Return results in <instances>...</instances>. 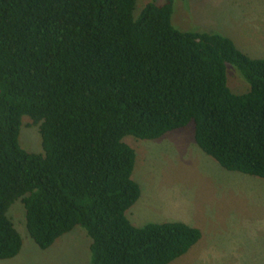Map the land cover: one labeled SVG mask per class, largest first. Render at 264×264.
<instances>
[{
	"label": "trees",
	"instance_id": "1",
	"mask_svg": "<svg viewBox=\"0 0 264 264\" xmlns=\"http://www.w3.org/2000/svg\"><path fill=\"white\" fill-rule=\"evenodd\" d=\"M0 0V260L21 238L45 249L75 226L88 264H168L200 237L182 222L133 226L139 196L125 136L155 139L193 125L196 146L225 170L264 180V59L225 36L180 31L172 0ZM245 92L226 85V65ZM39 152L17 142L22 117Z\"/></svg>",
	"mask_w": 264,
	"mask_h": 264
},
{
	"label": "rangeland",
	"instance_id": "2",
	"mask_svg": "<svg viewBox=\"0 0 264 264\" xmlns=\"http://www.w3.org/2000/svg\"><path fill=\"white\" fill-rule=\"evenodd\" d=\"M136 0L134 15L147 2ZM171 25L227 37L249 58L264 59V0H172ZM226 85L232 93L247 83L226 65ZM134 152L131 179L139 196L125 215L133 226L178 221L196 228L199 239L168 264H264V180L228 171L204 154L193 141V125L168 131L155 139L125 136ZM18 145L39 152L36 126L22 117ZM7 216L21 238L18 253L0 264H88L89 238L75 226L39 249L24 227L21 203Z\"/></svg>",
	"mask_w": 264,
	"mask_h": 264
}]
</instances>
